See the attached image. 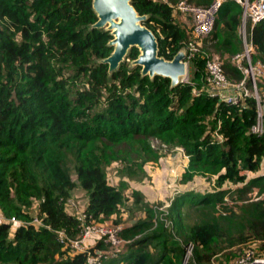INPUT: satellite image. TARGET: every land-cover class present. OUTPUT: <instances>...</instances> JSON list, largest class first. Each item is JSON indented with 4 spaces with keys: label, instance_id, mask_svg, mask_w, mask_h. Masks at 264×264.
Wrapping results in <instances>:
<instances>
[{
    "label": "trees",
    "instance_id": "16d2710c",
    "mask_svg": "<svg viewBox=\"0 0 264 264\" xmlns=\"http://www.w3.org/2000/svg\"><path fill=\"white\" fill-rule=\"evenodd\" d=\"M188 1L206 6L213 0ZM92 2L0 0V264H85L86 252L72 254L68 241L80 238L84 225L119 224L129 201L145 216L122 227L119 237L130 242L107 264H177L188 243L193 251L186 264H210L225 249L264 243V131H252L255 100L227 104L204 91L200 54L191 60L192 79L175 87L131 66L136 47L109 73L101 60L112 52V35L92 27ZM130 3L148 16L144 24L156 36L159 56L171 60L185 48L189 35L171 2ZM241 16L238 3H224L210 38L235 81L243 76L233 60L243 50ZM248 34L252 60L264 63V19L248 25ZM259 85L264 103V82ZM151 137L183 150L184 180L215 176L218 187L244 185L178 196L168 210L169 228L140 191L107 178L113 163L120 164V177L133 178L157 162L161 154ZM75 189L86 193L83 221L70 212ZM252 190L256 199L246 196ZM184 205L200 214L188 226Z\"/></svg>",
    "mask_w": 264,
    "mask_h": 264
},
{
    "label": "built area",
    "instance_id": "2783aa9c",
    "mask_svg": "<svg viewBox=\"0 0 264 264\" xmlns=\"http://www.w3.org/2000/svg\"><path fill=\"white\" fill-rule=\"evenodd\" d=\"M229 1L236 2L242 7L241 26L245 27L248 24L253 27L264 19V0H213L206 6L182 0L174 6V11L189 16L192 22L191 36L194 40L189 41L183 48L186 51V65L188 61L190 62L199 54L197 40L201 41L212 36L219 10L224 3ZM240 39L243 50L236 54L234 62L243 75L242 79L230 80L223 70L221 60L217 57L203 55L205 58V81L202 89L227 104L244 103V98H253L256 103L257 117L252 131L261 134L264 131V103L259 83L264 82V63L252 60L254 47L245 29L241 32ZM85 217V214L82 213L79 219L83 221ZM12 221L20 224L14 219ZM121 229L122 226L119 224L104 226L90 223L83 226L80 238L70 240L67 244L72 254L86 252L85 264H107V261L114 258L118 251L109 252L97 247L96 244L98 241H102L105 246L119 248L125 242L119 237ZM58 236L59 240L63 241L64 233L60 231ZM192 251L193 244L188 243L183 257L184 264L192 255ZM230 264H264V256L258 255L254 249H248Z\"/></svg>",
    "mask_w": 264,
    "mask_h": 264
},
{
    "label": "rangeland",
    "instance_id": "374dc122",
    "mask_svg": "<svg viewBox=\"0 0 264 264\" xmlns=\"http://www.w3.org/2000/svg\"><path fill=\"white\" fill-rule=\"evenodd\" d=\"M157 1H167L171 2L174 6L177 5L182 0H157ZM186 1V0H184ZM188 1V0H187ZM175 10V9H174ZM175 13L176 21L184 28L187 35H189V41L194 40L191 36V19L189 16L181 15ZM245 29L246 34H248V24L245 27L241 26L238 28L239 37L241 32ZM210 38H204L201 41L197 40V46L199 48V54L209 57L220 58L219 52L211 45ZM187 42V43H188ZM236 55L233 56V60ZM220 60V59H219ZM129 62V59H126ZM130 63V62H129ZM187 73L182 78L183 82H188L192 79L194 73V65L192 61L187 62ZM150 144L153 148L157 149L161 154V157L157 162H148L145 164V171L142 174L134 176L133 178L120 177V164L113 163L110 165L107 171V178L113 184L119 183V179L122 178L123 181L128 183L130 189H135L143 194V201L148 203L150 206L157 209L161 214L162 218L165 220L169 228L173 227V221L169 215V207L178 196L186 193H206L217 189H236L242 187L244 183H231L225 181L220 187L216 184V177H206L195 175L190 180L183 179V173L186 170L188 158L185 156L183 150L179 147L169 148L168 146L162 144L158 139L151 137ZM264 170V167H263ZM254 176L253 173L247 172L248 179ZM75 177V176H74ZM129 189L126 190V193ZM247 197L256 199V190H252L246 194ZM86 193L81 189H75L73 196L69 200L70 212L78 214L79 216L83 212V208L86 204ZM127 207L121 211L119 225L127 226L136 222L139 218L145 216L144 210L139 205H133L132 201L127 203ZM182 212H185L183 218V224L185 226L193 224L197 219H199V212L196 208L189 205H184L182 207ZM104 226H113L111 224H102ZM122 244L119 248H111L109 246H104L103 249L114 252L124 250L127 243ZM150 249V247L148 248ZM248 249L256 250L258 255L264 256V243L262 242H251L241 247L236 246L233 248L225 249L210 259V264H230L234 262L237 258L241 256ZM184 264L183 259L180 263Z\"/></svg>",
    "mask_w": 264,
    "mask_h": 264
},
{
    "label": "water",
    "instance_id": "95a60500",
    "mask_svg": "<svg viewBox=\"0 0 264 264\" xmlns=\"http://www.w3.org/2000/svg\"><path fill=\"white\" fill-rule=\"evenodd\" d=\"M92 6L97 16L92 27L105 29L112 35L108 42L112 52L101 60L108 65L109 73L117 70L130 48L136 47L139 55L131 66H140L142 76L168 78L171 87L182 81L187 73L185 49H180L171 60L159 56L156 36L144 24L148 16L139 14L130 0H93Z\"/></svg>",
    "mask_w": 264,
    "mask_h": 264
},
{
    "label": "crops",
    "instance_id": "0c3cea01",
    "mask_svg": "<svg viewBox=\"0 0 264 264\" xmlns=\"http://www.w3.org/2000/svg\"><path fill=\"white\" fill-rule=\"evenodd\" d=\"M260 172H264L263 168L261 169V171H260Z\"/></svg>",
    "mask_w": 264,
    "mask_h": 264
}]
</instances>
